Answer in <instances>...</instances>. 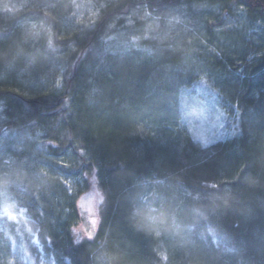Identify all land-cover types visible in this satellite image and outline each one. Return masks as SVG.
Instances as JSON below:
<instances>
[{
    "label": "trees",
    "instance_id": "obj_1",
    "mask_svg": "<svg viewBox=\"0 0 264 264\" xmlns=\"http://www.w3.org/2000/svg\"><path fill=\"white\" fill-rule=\"evenodd\" d=\"M73 1L31 0L16 14L0 7V165L12 146L25 149L9 157L11 170L0 167V185L13 174L44 195L22 204L46 214L34 212L32 223L43 251L57 248L70 264H157L163 240L171 264H264V0H92V25L76 24ZM202 4L222 15H196ZM183 7L195 15L193 44L184 33L176 43L144 41L145 50L104 42L113 20L138 8L164 16ZM235 9L245 12V28L216 36L215 24ZM38 20L57 51L31 28ZM201 42L212 50L199 52ZM200 59L223 103L241 112L240 135L208 147L179 121L180 89L197 81L192 61ZM68 179L83 180L71 197ZM93 179L103 197L99 223L94 239L76 241L79 198Z\"/></svg>",
    "mask_w": 264,
    "mask_h": 264
},
{
    "label": "rangeland",
    "instance_id": "obj_2",
    "mask_svg": "<svg viewBox=\"0 0 264 264\" xmlns=\"http://www.w3.org/2000/svg\"><path fill=\"white\" fill-rule=\"evenodd\" d=\"M75 4L74 18L76 24L92 25L93 21L97 18L98 13L95 12V6L92 0H74ZM31 0H0V7L11 13H21L30 6ZM196 15L212 13L213 16L222 15L217 7L209 4H202L192 7ZM188 8H180L177 11L161 14L151 15L146 13L143 9L138 8L134 10L132 14L128 16L118 17L109 27L107 36L104 42L121 41L125 46H133L140 49H147V45H143L144 41L157 40L159 42L171 41L176 43L184 33L188 38L187 43H192V36H196L197 27L193 26L194 13H190ZM237 16L228 15L223 22L215 24L213 31L216 36H219L223 32H229L245 28L244 17L245 12L240 9H235ZM243 19V20H242ZM222 21V20H221ZM32 29L37 33V36L44 37L48 40L49 50L57 51L52 46L54 43V32L50 29V26L46 25L43 21L32 22ZM135 29V34H128L132 29ZM262 27H252L247 32V41L255 40L256 33L261 31ZM183 34V35H184ZM170 42V43H171ZM200 51L208 48L207 42L202 44ZM221 49L228 46V42L222 40ZM202 49V50H201ZM209 51L212 50L208 48ZM206 49V50H208ZM200 60L192 61L195 64V70L198 77L197 81L191 86H184L180 89L179 102H180V124L186 128L192 137V141H195L202 147L204 143L210 146L219 141H225L235 138L240 135V121L241 112L236 105L225 102L221 98L220 91L214 85V78H212L210 72L206 71L205 65L199 63ZM62 68L63 65H58ZM63 69V68H62ZM61 71V69H60ZM60 74V73H59ZM61 75V74H60ZM59 80V78H58ZM226 106V107H225ZM3 111V104H0V118ZM4 135V133H2ZM1 136V135H0ZM2 140V139H1ZM11 153L6 154V159L2 161L0 165L1 169L11 170L13 167V159L9 158L13 152L23 151L24 145L22 143L19 146H12ZM5 151V150H4ZM5 154V153H4ZM12 175V176H10ZM8 175L11 181H7L5 184L0 185V228L3 227L5 231L9 232L5 240L9 249L7 264H70V260L64 257L61 252H58L57 248L53 250L50 255L43 251V246L40 244L39 231L34 232L32 223H34L33 213L38 214L40 217L45 218V212L36 207L34 212H29L28 207H24L22 204L33 203V196L35 195L40 202L44 196L42 193L30 191V185L28 180L20 177L19 182L13 181V174ZM7 177V176H6ZM62 183V182H61ZM63 185V183H62ZM83 185V180H67L65 181L64 188L67 194L71 197L77 193L80 186ZM89 190L83 194L79 199V210L81 219L77 226L73 228V235L76 241L88 239L89 234L94 235L95 230L92 227L91 220L98 219L99 205L103 200L101 191L98 188L95 179L92 180ZM2 190V191H1ZM48 191L51 194V190L48 186ZM49 194V195H50ZM49 198V197H48ZM161 234H157L156 237L161 238ZM28 239L32 242V247L29 246ZM51 240H48L50 242ZM51 243V242H50ZM215 246L223 252L230 251L227 242H221L216 239ZM51 245V244H50ZM159 247L155 249L157 256L161 259V262L157 264H171L169 261L172 255L169 252L164 241L160 242ZM35 248V251L33 250ZM57 251V252H56Z\"/></svg>",
    "mask_w": 264,
    "mask_h": 264
},
{
    "label": "snow or ice",
    "instance_id": "obj_3",
    "mask_svg": "<svg viewBox=\"0 0 264 264\" xmlns=\"http://www.w3.org/2000/svg\"><path fill=\"white\" fill-rule=\"evenodd\" d=\"M204 146L205 147L207 146L206 142L204 143ZM101 203H103V200H101ZM98 223H99L98 219H92L91 220V224H92L93 229L97 228ZM88 239H94V236L90 233L89 236H88Z\"/></svg>",
    "mask_w": 264,
    "mask_h": 264
}]
</instances>
